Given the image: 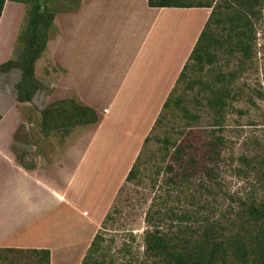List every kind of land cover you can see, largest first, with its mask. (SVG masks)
I'll return each instance as SVG.
<instances>
[{
    "label": "rangeland",
    "instance_id": "374dc122",
    "mask_svg": "<svg viewBox=\"0 0 264 264\" xmlns=\"http://www.w3.org/2000/svg\"><path fill=\"white\" fill-rule=\"evenodd\" d=\"M79 2L43 0V6L58 16L76 9ZM228 4L226 0H213L216 12L209 24L212 38L207 48L211 62L202 66L190 62L185 76L175 85L174 102L162 112L160 122L153 125L148 141L140 149L135 177L117 188L108 209L111 219L95 231L101 236L94 255L100 264H164L161 257L145 249V233L156 226L163 232L179 229L195 237L209 227L215 228L216 231H211L214 240H223L224 245L231 242L227 256L218 264H235L236 246L245 244L249 248L257 240L261 221L257 223L249 209L264 205V0H256L252 5L253 13H249V23L240 37L245 47L242 51L230 50L225 42ZM28 8L24 4L21 8L13 4L12 10L8 4L5 6L0 18L2 59H17L22 52L25 43L17 36L25 30ZM106 17L107 12L101 18L111 21ZM58 21L48 31L50 39L60 31L57 26L60 22L64 31L71 30L68 19ZM100 35L108 40L118 37L117 33L103 29ZM13 69L12 79L0 75V88L10 85L17 97L21 71ZM56 72L58 67L53 65L45 48L34 63L39 90L49 91L47 85ZM37 90L29 102L20 106L28 128L26 124L19 126L17 143L13 145L18 158L26 164L34 163L37 153H42L47 161L51 153L69 145L84 127L57 129L51 125L44 130L41 115L51 103L46 104L42 91L40 94ZM60 93L61 97L69 96L59 100L78 101L73 94ZM217 99L221 108L215 103ZM210 137L219 138L221 143L214 153L206 152L211 157L208 159L203 156L206 150L203 141ZM177 144L183 146L180 162L173 154ZM112 158H106L97 168L85 169L88 178L79 172L78 190L84 202L104 208L112 195L113 186L109 182ZM183 213L188 217L178 221ZM55 222L59 227L57 241L63 242L65 249L60 254L55 252L58 255L53 264H76L77 250L73 247L79 241H87L89 225H85L80 215L65 214L62 210ZM42 259L41 254L29 250L0 249V264H45Z\"/></svg>",
    "mask_w": 264,
    "mask_h": 264
},
{
    "label": "crops",
    "instance_id": "0c3cea01",
    "mask_svg": "<svg viewBox=\"0 0 264 264\" xmlns=\"http://www.w3.org/2000/svg\"><path fill=\"white\" fill-rule=\"evenodd\" d=\"M108 1L82 0L76 9L54 16V24L68 19L71 30L56 24L60 31L46 43L58 72L47 85L49 91L37 93L42 91L49 104L69 96L60 92H68L97 116L69 145L47 161L42 153L34 163L21 161L13 145L19 126L27 127L20 109L27 102H17L10 85L0 88V249H46L53 264L55 252L65 249L57 241L59 227L54 223L62 210L80 215L89 225L87 241L73 247L76 264L81 262L210 13L202 7H151L147 0ZM7 4L10 10L13 4L23 6L6 0L2 13ZM105 12L111 21L101 18ZM102 29L118 37H100ZM7 60L0 55V64ZM14 71L0 75L12 79ZM110 156L112 195L104 208L84 202L79 172L88 178L84 170L97 168Z\"/></svg>",
    "mask_w": 264,
    "mask_h": 264
},
{
    "label": "trees",
    "instance_id": "16d2710c",
    "mask_svg": "<svg viewBox=\"0 0 264 264\" xmlns=\"http://www.w3.org/2000/svg\"><path fill=\"white\" fill-rule=\"evenodd\" d=\"M6 0H0V16ZM19 2L29 7L26 10L25 30L19 32L17 39L24 41L25 45L17 59L10 58L0 64V72H7L11 69L18 68L21 71V79L16 85L17 101L29 102L34 92L39 89V84L34 75V63L40 54L45 50L46 43L49 39L48 31L53 26L55 13L43 6V0H9ZM82 1V0H79ZM229 2L226 15L227 29L225 42L228 43L230 50L241 49L244 46L241 43V35L243 28L249 23L248 15L253 13L252 5L256 0H226ZM147 4L151 7H180V8H211L209 16L204 24V27L194 45L186 63L184 64L175 85L182 79L190 66V62L197 66H202L203 63L211 62V54L207 48L209 47L212 38L210 34L209 24L211 18L215 15L216 5H213V0H147ZM236 38V39H233ZM233 39V40H232ZM233 42L234 44H231ZM219 79V78H218ZM221 79V78H220ZM175 85L171 89L169 95L165 99L161 111L159 112L155 123L160 122L162 112L174 102L173 92ZM179 99V98H178ZM178 99L176 103L178 102ZM210 101V100H209ZM66 98L63 100L54 101L49 104L42 112L41 125L44 130L47 127L54 126L55 128L67 129L77 125H91L97 122V116L93 109L82 105L80 102ZM222 107L220 99L215 101ZM214 103V104H215ZM215 104V105H216ZM219 139V138H218ZM217 138L210 137L203 141L204 155L211 159L206 152L214 153L221 141ZM148 141V136L143 143ZM183 146L177 144L173 148L174 157L177 161H181ZM140 155L138 154L133 165L125 176V182H130L136 175V165ZM204 159V158H203ZM205 162H201L203 167ZM170 169V167H169ZM208 177L211 176L210 170L206 171ZM187 175V174H186ZM184 177H188V175ZM250 215L259 223L257 240L249 244V248H245V244H238L235 250V264H264V205L258 209L252 206L249 209ZM188 215L185 213L178 216V221H183ZM111 219V213L108 211L102 224ZM163 232L158 226L151 230H147L144 237L145 249L153 256H159L163 259L164 264H218V261H223L227 256L231 242L224 245L223 240L216 241L213 239L212 232L215 228H208L198 237L189 236V232H184L179 229L174 232ZM216 231V230H215ZM211 232V233H210ZM101 236L97 231L84 256L81 264H98V260L94 256L98 252ZM226 241V239H225ZM238 243V242H237ZM236 243V245H237ZM252 246V247H251ZM36 254L42 255V260L45 264H49V251L46 249L29 250ZM100 264V263H99Z\"/></svg>",
    "mask_w": 264,
    "mask_h": 264
}]
</instances>
